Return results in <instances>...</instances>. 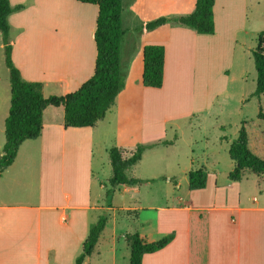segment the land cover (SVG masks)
<instances>
[{"label":"crops","instance_id":"crops-1","mask_svg":"<svg viewBox=\"0 0 264 264\" xmlns=\"http://www.w3.org/2000/svg\"><path fill=\"white\" fill-rule=\"evenodd\" d=\"M230 2L232 1H215L214 34L198 33L189 27L173 23H166L150 31H141L133 27L134 23H129L128 29L124 27L125 37H129L126 42L125 38L123 41V44L126 43L124 59L128 71L125 74V86L105 118L94 126L65 127L63 108L47 109L41 136L24 141L15 161L0 175V264L76 263L91 227L101 215L93 213L105 211L110 216L109 211L114 209L113 206L102 204L101 200L94 201L92 196L95 178L92 161L95 127L108 114L113 113V107L123 92L127 96L122 102V109L127 111L136 106L130 100L133 96H138L144 105V95L147 92L163 91L169 73H172L176 63L182 61V57L189 56L202 62L201 56L204 60L207 55H220L217 49L211 53V46L207 50L202 46L208 43L212 45L216 39L219 19L224 15L223 12L229 14L230 9L227 8H230ZM77 3L85 16H89L91 20L93 18L91 35L94 39L98 6L80 1ZM140 3L141 5L137 0L128 6L124 0L123 9V12L127 10L130 19L135 17L140 20L138 28L141 22H146L144 18H147V10L157 5L160 9L166 8L162 3L174 10L171 12H175L167 17L191 13L196 6V0H190L187 10L177 11L178 5L173 0H159L158 4L151 6L147 1ZM247 4V0H244L243 15L246 21ZM241 25L246 30L247 25L240 23L239 26ZM21 26L23 29L12 43V57L24 79L42 82L43 91L50 86L57 94H67L77 90L93 75L97 56L95 40L93 46L90 42L86 45L81 40L66 37V31L63 28L60 30L56 25L51 41L36 45L29 39L28 26L23 23ZM147 44H163L166 49L164 84L161 88L145 85L139 88L131 80L135 79L134 72L140 71L142 81L143 49ZM36 53L46 56L42 59ZM5 90L8 97H4L3 102L7 107L9 104V107L4 110L5 113H0V153L6 142L2 122L5 126L11 102L10 74L7 76L2 73L0 92L3 94H0V100ZM195 109L205 117L216 110L210 103ZM124 117L126 116L121 113L116 122L118 130L122 128ZM113 122L114 120L110 121L111 126ZM246 126L251 149L264 157V131L251 130L248 122ZM219 127L225 128V124H220ZM223 139L229 143L226 136ZM205 140L209 144L207 137ZM118 147L127 156L135 150L122 145ZM215 149L217 151L210 149L208 145L202 150L199 160L192 150V162L185 169L186 172L195 168L206 169L208 181L205 188L191 190L188 182L184 193L171 201L124 209L135 211L140 224L137 233L146 241H156L174 233V238L168 245L155 252L145 253L142 264H264V174L246 171L240 180H232L229 174L236 162L229 156L230 160L222 165L226 157L219 149ZM144 155L145 152L140 162ZM178 183L176 181L175 185ZM125 186L129 189L128 185ZM179 188L182 189V184ZM105 230L106 228L95 251L86 257L83 264H130V253L127 261L126 256L118 249L120 242L116 233L112 234L105 248L101 247Z\"/></svg>","mask_w":264,"mask_h":264},{"label":"rangeland","instance_id":"rangeland-1","mask_svg":"<svg viewBox=\"0 0 264 264\" xmlns=\"http://www.w3.org/2000/svg\"><path fill=\"white\" fill-rule=\"evenodd\" d=\"M136 1L125 0V3L130 6ZM142 1L149 2L150 6L159 3V0H139V5ZM231 1L230 8H227L230 9L229 12L227 11L229 14L223 12L224 15L219 19L216 39L212 45L208 43L202 46L206 50L211 46V53L217 49L220 55L216 56V53L212 56L207 55L204 56V60L201 56L202 62L193 60L189 56L182 57V61L176 63L172 73H169L163 91L147 92L144 95V105L138 96H133L130 100H133L132 104L136 106L127 111L122 109L124 107L122 102L127 96L126 92H123L113 107V113L108 114L107 118L95 127L92 159L95 174L92 184L94 201L101 200L104 205L109 203L108 190L114 189L111 195L114 209L109 211V225L101 240V247L105 248L112 234L116 233L120 242L118 249L122 255L126 256L127 261L130 249L124 236L127 233H136L140 229V224L135 217V211L124 210L126 207L164 203L184 193L188 186L190 172H186L185 169L192 162V150L195 151L196 158L199 160L202 150H205L208 145L210 149L217 148L226 157L222 161L224 165L226 160H230L229 146L237 138L243 121L248 122L251 130L264 131V120L258 117L260 109L262 107L264 109V94L252 95L257 86V71L252 49L257 45L259 33L264 30V0H247V21L243 15L244 0ZM173 2L178 5L177 11H185L190 0H173ZM11 4L24 5V8L13 12L9 17L12 43L19 31L23 29L21 26L23 23L28 26L29 39H32L36 45L50 42L58 25L60 30L63 28L66 31V37L81 40L86 45L90 42L93 46L94 39L91 35L93 18L91 20L89 16H85V12L77 1L11 0ZM162 6L166 8L160 9L157 5L147 10L145 14L147 18H144L146 22L175 13L171 12L174 10L168 9L165 3H162ZM83 16L85 19L82 20ZM138 20L135 17L130 19L127 10H124L125 28L128 29L130 24L134 23L133 27L139 29L140 20ZM240 23L247 25L246 30L242 25L239 26ZM128 38V36L125 37V42ZM125 42L122 45L121 55L122 71L127 74L124 59ZM36 54L42 59L46 56V54ZM8 68L4 35L0 30V75L3 73L8 76L10 74ZM134 78L131 79L134 85L139 88L143 86L140 71L134 72ZM5 91L0 100V113L9 107V104L7 107L3 102V98L8 97L7 90ZM44 91L45 96L57 94L50 86H47ZM0 94L3 93L0 92ZM209 103L216 108L211 115L205 117L195 109L197 106H205ZM121 113L126 117L121 130H118L116 122L119 121ZM112 120L114 122L111 126ZM2 124L4 128V122ZM220 124H225V128L219 127ZM223 136L227 137L230 144L224 141ZM205 137L209 139V144ZM158 140L162 141L158 142ZM173 143L175 144L171 145ZM141 144L147 147L144 151V159L129 173L134 177L148 178L150 183L128 185L129 189H126L125 185L112 187L109 183L112 175L109 149L122 145L134 150ZM176 181H179L177 186ZM101 184L105 186L102 187ZM180 184L182 189L179 188ZM105 213V211H99L93 214ZM146 213L143 215L146 216Z\"/></svg>","mask_w":264,"mask_h":264},{"label":"trees","instance_id":"trees-1","mask_svg":"<svg viewBox=\"0 0 264 264\" xmlns=\"http://www.w3.org/2000/svg\"><path fill=\"white\" fill-rule=\"evenodd\" d=\"M98 6V16L94 40L97 56L93 75L77 90L67 94H52L45 96L43 83L29 81L23 78L20 69L12 59L13 44L11 41L10 15L22 8L23 4L13 6L10 0H0V30L4 35L6 63L10 70L11 102L9 114L5 120L6 142L0 153V175L15 161L21 144L28 139H36L42 134L45 113L49 108L64 110L65 127L94 126L105 118L114 105L119 93L125 86L126 75L122 71V45L126 30L123 26L124 0H77ZM216 0H196L195 9L188 14L171 17L161 16L144 22L139 29L153 30L166 23L189 27L198 33H215L214 6ZM166 49L163 44H147L143 49V85L161 88L164 84ZM252 56L257 71V86L252 95L264 94V30L257 39V45L252 49ZM258 117L264 119L261 108ZM247 121L242 123L237 138L231 143L229 155L236 162L230 172L232 180H240L246 171L258 175L264 174V157L259 156L250 147ZM168 143V142H167ZM147 147L138 145L130 154L118 146L109 149L112 175L109 183L112 187L118 185H136L149 180L131 176L129 171L137 165ZM208 172L204 168L191 169L189 172V188L202 189L207 186ZM114 190V189H113ZM108 190L112 206V192ZM108 214H101L91 227L88 237L83 243L82 252L77 256L75 264H83L91 255L99 242V238L107 226ZM174 238V233L165 235L156 241H146L139 233L126 235L130 247V264H142L145 253L155 252L168 245Z\"/></svg>","mask_w":264,"mask_h":264}]
</instances>
